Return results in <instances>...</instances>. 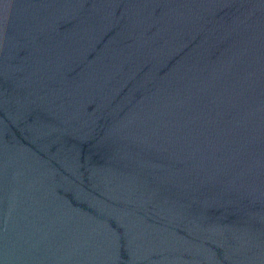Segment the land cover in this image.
<instances>
[{
  "label": "water",
  "instance_id": "95a60500",
  "mask_svg": "<svg viewBox=\"0 0 264 264\" xmlns=\"http://www.w3.org/2000/svg\"><path fill=\"white\" fill-rule=\"evenodd\" d=\"M0 264H264V0H0Z\"/></svg>",
  "mask_w": 264,
  "mask_h": 264
}]
</instances>
